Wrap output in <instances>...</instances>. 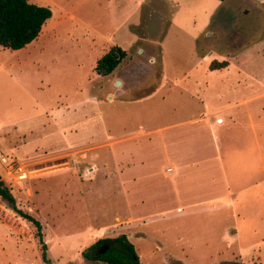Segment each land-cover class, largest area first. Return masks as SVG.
Listing matches in <instances>:
<instances>
[{
    "label": "rangeland",
    "instance_id": "rangeland-1",
    "mask_svg": "<svg viewBox=\"0 0 264 264\" xmlns=\"http://www.w3.org/2000/svg\"><path fill=\"white\" fill-rule=\"evenodd\" d=\"M29 1L52 11L39 36L0 45V151L27 178L0 163V181L42 242L0 197V264H107L82 251L121 234L140 264H264V161L260 183H232V199L206 185L192 202L160 197V167L184 153L215 156L222 191L219 149L186 145L207 136V114L221 152L228 136L264 134V0ZM113 45L128 55L100 76ZM214 59L228 67L210 70Z\"/></svg>",
    "mask_w": 264,
    "mask_h": 264
},
{
    "label": "crops",
    "instance_id": "crops-1",
    "mask_svg": "<svg viewBox=\"0 0 264 264\" xmlns=\"http://www.w3.org/2000/svg\"><path fill=\"white\" fill-rule=\"evenodd\" d=\"M226 67H228V65ZM212 115L213 114L210 113L204 116V118L208 119V126H205L207 128V136L203 137L202 128H199L196 131H191L190 136L192 141L186 138L188 140L186 145L188 148L191 144L200 146L201 144L203 145L207 143L213 145L215 153L219 149V154L216 156L218 160V168L223 179L221 182L222 191L214 192V190H212L214 188L212 186L214 180L212 179L211 181V178L209 177L212 172L210 169L212 168V170H214V168H216V163H214L215 156L210 160L212 161V164H210V161L207 160L206 156H203L202 159L193 158L192 155L184 153V150L182 149L184 154H181L178 160H167L166 164L164 163V166L162 165V167H160V171L165 175V181L169 184V189L166 191H164L163 188L161 189V198L168 196L173 199L175 196L177 200L183 199L192 202L194 201V195L202 189L200 187L206 185L204 189L210 190L208 191V195L211 198L220 199L222 195H226V197L232 199L235 194L239 195L238 189L230 190L232 183H242V187H244L243 192L256 187L260 183L257 182V177H255V175L263 169L264 157L262 151L264 142L262 137L264 134L262 131L255 130L254 133L253 131H248L247 135H245L246 131H244V136H241V133L240 136H235V139L228 136L225 139V148H227L228 151L221 152V145L216 136V129L213 127ZM197 122L200 123V121ZM236 140L239 141V148L236 147L238 145L235 146L234 144ZM181 142H183V140H181ZM194 150L195 149L192 148L187 149L189 153H193ZM166 169H170V171H167ZM138 175L140 174L134 172V174H132L131 182L134 183V178ZM223 198L224 197L221 199ZM178 208L181 209L180 206H178ZM214 211L215 209L209 212L212 213ZM222 213L224 214V211H222Z\"/></svg>",
    "mask_w": 264,
    "mask_h": 264
},
{
    "label": "trees",
    "instance_id": "trees-1",
    "mask_svg": "<svg viewBox=\"0 0 264 264\" xmlns=\"http://www.w3.org/2000/svg\"><path fill=\"white\" fill-rule=\"evenodd\" d=\"M51 16L52 11L49 7L29 0H0V45L11 50L24 48L39 36L43 25ZM127 55L125 49L113 45L96 61L94 70L100 76H107ZM227 65L226 60L214 59L209 63L208 68L216 70L225 68ZM0 197L8 203L18 216L33 224L37 237L42 242L39 220L16 207L14 197L1 181ZM105 246L104 251L100 252L101 247ZM82 256L89 260L107 264H140L135 248L125 234L114 238L106 237L96 240L82 251ZM47 262L51 264L49 261Z\"/></svg>",
    "mask_w": 264,
    "mask_h": 264
},
{
    "label": "built area",
    "instance_id": "built-area-1",
    "mask_svg": "<svg viewBox=\"0 0 264 264\" xmlns=\"http://www.w3.org/2000/svg\"><path fill=\"white\" fill-rule=\"evenodd\" d=\"M0 163L5 166L6 173L11 175L16 181H24L27 178V171L22 169L21 167L18 168V165L10 160L7 155L0 151ZM14 173V174H13Z\"/></svg>",
    "mask_w": 264,
    "mask_h": 264
},
{
    "label": "flooded vegetation",
    "instance_id": "flooded-vegetation-1",
    "mask_svg": "<svg viewBox=\"0 0 264 264\" xmlns=\"http://www.w3.org/2000/svg\"><path fill=\"white\" fill-rule=\"evenodd\" d=\"M220 1H222V0H220ZM211 39H212L213 43L218 42V41L215 42V40L213 38H211ZM105 248H106V246L105 247H101L100 252H103Z\"/></svg>",
    "mask_w": 264,
    "mask_h": 264
},
{
    "label": "water",
    "instance_id": "water-1",
    "mask_svg": "<svg viewBox=\"0 0 264 264\" xmlns=\"http://www.w3.org/2000/svg\"><path fill=\"white\" fill-rule=\"evenodd\" d=\"M119 84V83H118Z\"/></svg>",
    "mask_w": 264,
    "mask_h": 264
}]
</instances>
